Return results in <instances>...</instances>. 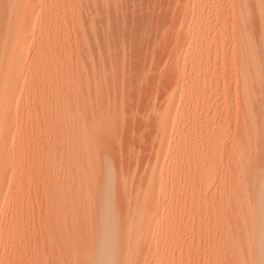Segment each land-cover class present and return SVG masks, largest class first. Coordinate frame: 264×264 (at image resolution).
<instances>
[{"label": "rangeland", "instance_id": "374dc122", "mask_svg": "<svg viewBox=\"0 0 264 264\" xmlns=\"http://www.w3.org/2000/svg\"><path fill=\"white\" fill-rule=\"evenodd\" d=\"M239 2L0 0V264H78L76 230L88 264L112 220L115 264H252L245 163L264 179V156L245 154ZM107 10L113 57L100 59ZM146 207L147 228L135 225Z\"/></svg>", "mask_w": 264, "mask_h": 264}, {"label": "bare ground", "instance_id": "6f19581e", "mask_svg": "<svg viewBox=\"0 0 264 264\" xmlns=\"http://www.w3.org/2000/svg\"><path fill=\"white\" fill-rule=\"evenodd\" d=\"M239 1H240L239 5L237 6H239L238 10L240 12V18H239L240 22H238L239 25H237L238 31L236 30L238 33L237 41H236L238 44V55L237 54L236 55H237L238 64L241 70V76H242L241 79H242V84H243V89H242L243 100L246 102L247 108H249L250 110L248 124L246 122L245 128H244L245 132H243L245 148H246L245 154H247V157L251 155H255V154H261V156H264V93L261 89L260 90L254 89L252 87V84L250 83V80L247 79L249 72L255 71L256 73H258L259 81H264V0H239ZM251 8H256L257 11L256 12L253 11L254 13L253 14L251 12L252 11ZM10 13L8 14V16L10 15ZM110 13L111 12H109L108 14V10H107L106 18L104 17L105 21H104V26L102 28V31L104 32L106 37L108 36L107 37L108 39H106L107 43H105V45H102L100 47L101 53H99L100 56L98 55L100 59H102L105 55L108 59H110V56H111L112 46L110 42H111V39H113L115 33H114V24H113V17H112L113 15H111ZM199 15L198 14L193 15L191 17V22L195 20L198 21L199 18L201 19L200 17L201 15L200 16ZM253 17L258 20V37L256 39L253 38V34L250 33L251 32L250 22ZM35 18H36L35 8H28L23 12L22 16L17 22L15 20L10 21V27L15 29V31L17 32V35H21L25 30L32 29L31 24L34 22ZM195 23L197 24V22ZM22 42H25V39H23ZM22 44H20L19 46H21ZM112 57L113 56H111V58ZM110 67L112 66L110 65ZM107 68L108 67L104 68V70H107ZM32 70H33V61H30V63L27 64V66L23 67V73H22L21 79L26 80L31 75ZM10 76L11 78L7 82V85H10L11 83L14 82L13 75H10ZM171 105L169 106V109L171 108ZM1 107L2 106L0 104V108ZM170 119L171 117L167 116L162 121V125L159 127L158 137L160 140L161 148L159 151V156L157 158V161L161 160V162H159V165L157 164L158 166H161L163 164L162 161L165 160V156L163 153L165 152L167 148H165L164 143H165V140H167L168 134L172 132L175 127V124L173 123L169 124ZM260 171H261V168L254 167L253 168L254 173L251 174V172L249 171V163L248 161H246L245 173H247V177H245L244 175V186L243 187L246 190V192H248L249 190L253 192L251 199L250 200L248 199V203L246 200L247 204H245L246 207L248 206L249 208H251L247 214L250 217L249 218L250 230H252L255 234V235H252L250 238L249 237L247 238L248 247L253 248V251H252L253 255H252V260H251L252 264H264V179H263V176L260 174ZM104 204H106V210H107L108 208L107 203L105 202ZM148 207L144 209V212H142L141 210L140 212L137 213L136 219H134L133 221L135 225L147 228L146 225L149 224V217L145 211H148L147 210ZM112 221L110 223H106L101 232L98 231L99 232V234H97V236L99 235L97 237L98 238L97 240L98 252L96 251L97 255L96 253L92 255L90 261L89 260H88L89 262L87 261L88 264H115L116 262L115 260L117 257L116 247L119 243H121V240L116 235L117 232H116V229L114 228V224H113L114 222L112 223ZM254 228H258L256 229L257 231L256 230L254 231ZM79 229H82V228H79ZM82 234H83L82 230L72 231V235L74 236V238L72 237L71 238L74 239L75 243L78 242L79 246L76 245L75 243H72V240H71V245L69 248L70 251H68V254H67V255H70V252H72L71 256L73 255L79 258L80 261L78 264H81L80 262L85 260L84 259L85 252H83L84 251V247H83L84 241H83ZM77 239L80 241H78ZM133 240H134L133 235L129 233V241L131 242ZM88 257L90 258V256ZM70 258L72 259H69V260L72 261L73 257H70ZM76 261H78V259L74 261L75 264H77ZM74 262L72 261V263Z\"/></svg>", "mask_w": 264, "mask_h": 264}]
</instances>
